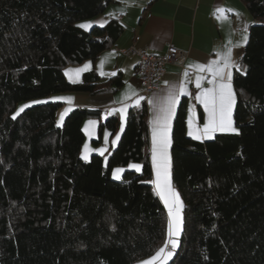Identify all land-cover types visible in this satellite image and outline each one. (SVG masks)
<instances>
[{"label": "trees", "instance_id": "16d2710c", "mask_svg": "<svg viewBox=\"0 0 264 264\" xmlns=\"http://www.w3.org/2000/svg\"><path fill=\"white\" fill-rule=\"evenodd\" d=\"M115 0H0V264H135L166 242L168 213L156 194L149 108L130 106L108 158L81 157L87 117L76 107L60 126L62 102L17 104L58 92L118 91L121 70L95 69L77 82L64 68L95 60L117 44L116 18L85 30ZM253 21L232 83L237 133L196 140L187 132L186 98L172 128L171 181L183 201L179 246L166 264H264V0H243ZM121 119L98 126L103 141ZM107 157V156H106ZM126 169L120 180L116 167Z\"/></svg>", "mask_w": 264, "mask_h": 264}, {"label": "crops", "instance_id": "0c3cea01", "mask_svg": "<svg viewBox=\"0 0 264 264\" xmlns=\"http://www.w3.org/2000/svg\"><path fill=\"white\" fill-rule=\"evenodd\" d=\"M218 9L225 10L223 16ZM224 16L227 18L225 19ZM112 18L118 19L125 26L117 44L101 52L97 59L86 60L80 66L85 68L87 65V70L95 69L103 76H110L121 70L125 82L112 94L92 96L87 93H76V104L79 107L99 108L106 115L116 114L120 116L123 127V120L126 118L129 107L134 106V101L137 99L143 98L141 95L143 86L137 74L139 57L122 55L118 49L136 45L148 52L165 55L169 47L173 46L187 53L185 68L174 63L167 64L166 75L161 86L147 99L150 157L154 181L156 171L152 163V134L153 121L157 115L156 105L167 96L169 90L174 89L179 93L175 114L171 121V143L175 115L183 98H186L187 105V132L190 130L188 124L190 117L193 119V128L203 129L207 123V113L196 96L203 88L212 87L208 82L212 76L207 71H199L197 65H208L214 60L220 61L221 56L229 48H231V59L234 65H238L247 43H243V37L247 36L248 40L249 24L253 19L243 0H115L103 14L91 19L90 22L94 25H103ZM102 61L103 67H101ZM231 71L233 77L234 67ZM198 76L204 77L200 89L196 87ZM181 86L187 89L185 93L179 92ZM125 105L128 106L126 115L119 111ZM120 133L121 128L110 138L107 146L103 145L105 146L104 157L109 154L111 147L116 145L115 138ZM170 149L171 146L169 148L171 158ZM154 188L156 191L155 184Z\"/></svg>", "mask_w": 264, "mask_h": 264}, {"label": "snow or ice", "instance_id": "6c2138e0", "mask_svg": "<svg viewBox=\"0 0 264 264\" xmlns=\"http://www.w3.org/2000/svg\"><path fill=\"white\" fill-rule=\"evenodd\" d=\"M231 11V10H227ZM218 12L223 16L225 13L224 9H218ZM226 19L227 17L224 16ZM81 28H90V23H84L80 25ZM247 42V36L243 37V43ZM230 43V42H229ZM231 48L227 50L221 56L220 61H212L208 65H197L199 71H207L211 74L212 79L208 82L212 85L210 88H203L196 99L199 100L204 106V110L207 113V123L203 126V129L193 128V119L190 117L189 132L188 135L192 136L194 139H211L215 132H238V129L233 127V106L236 102L235 93L232 88V71L233 67H238L234 65L231 59ZM103 67V61L101 64ZM88 66L85 68L77 69L76 72L79 74L87 70ZM116 75V73H112ZM187 77V73H185ZM204 77L198 76L196 78V87L200 89L202 87L201 81ZM75 83L76 81L73 80ZM187 89L181 86L179 92L185 93ZM54 99L66 100L68 103L72 102V98L58 97ZM143 99V98H141ZM179 99V93L171 89L169 90L166 97L159 101L156 105L157 115L153 121V134H152V163L156 171V179L152 183L156 186V194L163 200L165 206L168 209L169 223H168V241L152 256L148 261H143L142 264H155L157 260L161 261V264H166L167 260L173 255V251L178 245V238L182 231L183 218V201L180 198V194L172 186L171 181V158L169 155V148L171 146V121L175 114V108ZM47 101H36V103H46ZM153 103V101H149ZM139 104V100H137ZM30 107V105H24L16 115L24 111V108ZM127 105L119 111L126 115ZM71 109H66L65 113L61 115V122L64 119V115L67 114ZM15 118V116L13 117ZM90 125H95V121H89ZM87 131V129H86ZM123 131V127L121 128ZM120 136L117 135L115 140L119 141ZM100 154L103 155V150H100ZM83 159L88 160V148L85 146V153ZM136 171L141 170V165L133 164L131 165ZM124 171L122 168H117L113 172L115 179L119 180L121 178V173ZM175 237V238H174ZM169 244L171 249H168Z\"/></svg>", "mask_w": 264, "mask_h": 264}, {"label": "rangeland", "instance_id": "374dc122", "mask_svg": "<svg viewBox=\"0 0 264 264\" xmlns=\"http://www.w3.org/2000/svg\"><path fill=\"white\" fill-rule=\"evenodd\" d=\"M84 23H90L91 24V27L90 28H87V29H85V28H83V29H85V30H90L91 28H92V26L94 25L93 23H91L90 22V20L89 19H87V20H81V21H78V22H76V25H78V26H80L81 24H84ZM77 69H82L81 68V66H80V64H70V65H67L65 68H64V73H65V77H66V79L68 80V81H70V82H73V80H75L76 82L77 81H79L81 78H82V75L84 74V73H86V72H89L90 71V69L89 70H86V71H84V72H80L79 74H77V72H76V70ZM92 70V69H91ZM231 83H232V81H231ZM233 85V84H232ZM233 88V87H232ZM234 91V90H233ZM77 94L75 93V92H58V93H53V94H50V95H47V96H45V97H41V98H35V99H30V100H26V101H21V102H19L18 104H17V107H16V109H15V111L12 113V115L13 116H17L16 115V113L17 112H19V110L24 106V105H30V106H32V105H34V104H37L36 103V101H52V102H62L63 103V105H62V107L57 111V124L58 125H62L63 123H64V120H65V117L73 110V109H75L76 107H79V105H77L76 104V96ZM58 97H64V98H72V102L71 103H68L66 100H62V99H54V98H58ZM137 100H139V103H140V101L142 100L141 98L140 99H137ZM137 100L136 101H134L133 103V105H138L137 104ZM235 105V104H234ZM234 107L235 106H233V109H234ZM27 108V107H26ZM90 108V107H89ZM25 109V108H24ZM66 109H71L70 111H68L67 112V114L66 115H64V119H63V121L61 122V120H60V117H61V115L62 114H64L65 113V110ZM110 115H106L105 114V112L103 111V110H101V112H100V115L99 116H91V117H87L85 120H84V122H83V125H82V128H83V130H84V133H85V141H84V143H83V146H82V149H81V157L83 158V156H84V153H85V146H87V148H88V160H90V158H91V155L93 154V153H98L99 152V154H100V151H98V152H96L95 150H104L105 149V146H103V145H108V143H109V140H110V138H112V134L110 133V132H108V131H106L105 132V134L103 135V137H104V141H101V142H94L93 140H97L98 138H99V134H98V126H99V123H100V121H104V120H106L108 117H109ZM120 117V116H119ZM126 117H127V115H126ZM121 119V118H120ZM232 119H233V113H232ZM125 120H126V118L123 120V128H124V123H125ZM89 121H95L96 122V124L93 126V125H90L89 124ZM122 123V122H121ZM233 127H235L236 129H238L237 128V126H236V124H235V121H234V119H233ZM119 128H122V124H121V127H119ZM86 129H87V131H86ZM239 131V130H238ZM121 133H122V131H121ZM121 133H120V135H121ZM216 133H218V132H216ZM216 133H214L213 134V138H214V136H215V134ZM221 133H237V132H221ZM119 135V136H120ZM212 139V138H211ZM197 140V139H196ZM202 140H208V139H201V141ZM118 142V141H117ZM117 145V144H116ZM108 158V155H107V157H105V160ZM85 160V159H84ZM88 160H86V161H88ZM133 164H139V165H141L140 163H131V165H133ZM131 165L129 166V167H127V168H125V167H116L115 169H117V168H122V169H124V171L126 170V169H133L132 167H131ZM142 166V165H141ZM142 168V167H141ZM115 169H114V171H115ZM135 170V169H134ZM124 171L120 174L121 175V178H122V175H123V173H124ZM114 177V176H113ZM120 178V179H121ZM119 179V180H120ZM173 186V185H172ZM174 187V186H173ZM163 202V201H162ZM163 204H164V202H163ZM164 206H165V204H164ZM165 208H166V210H167V213H168V209H167V207L165 206ZM182 218H183V211H182ZM168 223H169V214H168ZM182 231H183V225H182ZM182 231H181V234L179 235V237L178 238H175V239H178V245H177V247L179 246V243H180V238H181V236H182ZM167 241H168V235H167ZM176 247V248H177ZM176 248H175V250H176ZM169 250H172L171 249V245L169 244V246H168V249H166V251H169ZM175 250L173 251V255H174V253H175ZM156 254V253H155ZM155 254H152V255H150V256H147V257H145V258H143V259H140L139 261H137L135 264H142V262L143 261H148L152 256H154ZM173 255L167 260V262H169L171 259H172V257H173ZM166 262V263H167ZM155 264H161V261H159V260H157L156 262H155Z\"/></svg>", "mask_w": 264, "mask_h": 264}, {"label": "built area", "instance_id": "2783aa9c", "mask_svg": "<svg viewBox=\"0 0 264 264\" xmlns=\"http://www.w3.org/2000/svg\"><path fill=\"white\" fill-rule=\"evenodd\" d=\"M122 55H137V74L142 83L141 95L146 100L157 90L166 75V66L174 63L181 68H185L187 53L173 46L169 47L168 53L158 55L148 52L141 47L131 45L128 48L118 49Z\"/></svg>", "mask_w": 264, "mask_h": 264}]
</instances>
